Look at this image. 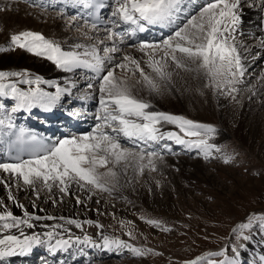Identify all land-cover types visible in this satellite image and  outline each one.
Segmentation results:
<instances>
[{
  "label": "bare ground",
  "instance_id": "6f19581e",
  "mask_svg": "<svg viewBox=\"0 0 264 264\" xmlns=\"http://www.w3.org/2000/svg\"><path fill=\"white\" fill-rule=\"evenodd\" d=\"M37 1L38 4L45 9L53 6L59 8L61 13L50 14L39 11L34 13L26 6L15 4L11 6V2H7L6 4L1 2V0L0 5L6 9V12L12 13L5 14V18L12 17L19 21L18 26L21 30H25V28L27 30L34 27V30H40L43 32L46 40L60 46L64 51H75L83 54L86 49L95 48L98 52L102 53L103 48H111V46H115L117 49L121 48L122 45H128L132 39L139 40L138 45L132 50L126 49L122 52L123 54H108L109 56H107L104 55V53L103 56L99 53L104 59L103 68L99 72L83 66L65 71L51 60L45 61L40 59L39 62H36L35 60V62L32 61L33 63L28 64L26 62L28 60L26 56L21 57L20 60L13 59V56H4L0 58V70L16 69L15 63H17V61L26 62L27 69L34 71L44 70L43 75L35 73L27 80L34 81L36 78H40L42 81L46 82L40 84V88L42 89L50 87V84H55L61 88L67 89V91L61 95V98L70 96V99L81 104V111L71 112V115L74 116L78 113L79 120H82L87 116L86 112L83 111L85 110L86 103L97 101L101 107V93L99 91L102 83L101 77L106 75L107 72L112 69H115L114 75L116 78L122 80L124 84L131 89L132 94L136 98L150 104V108L147 111L171 115L190 113L187 110V105L189 104L188 101L191 92L187 94L181 89V86H184L185 83L186 85L188 84L190 80L187 78L192 74L195 78H198L199 86L212 87V91L205 92V94H208L207 99H205L208 103L206 106L210 109L211 113L207 116L204 114H198L201 120H217L216 122L224 125L225 129L234 134L237 139L243 138L247 141L248 138L256 139L259 137L260 128L257 129V125L260 123L259 108L261 105L259 106V104L255 105L251 103L250 99L264 91V68L261 69L263 72L257 75V87L250 82L245 89L247 90V93L244 95V99L241 98L240 93L243 92L242 88L247 84L244 79L246 78L247 71H254L256 66L263 60L264 37H259L258 39L260 41L255 45L252 36L248 34L250 31L248 30V27H253V32H257L255 26H261V31L264 29V0H227L229 4L237 3V7L232 9V11L238 19L233 23L231 22L230 16L224 18V23L227 24L229 29L224 35L229 37L228 43L236 48L243 74L240 75L239 72H237L235 82L230 84L231 88L229 90H225L224 96L219 93L216 84L209 78L206 70L200 67L201 62L199 60L193 61L185 58L184 63L187 67H177L170 57L166 62L162 60V57L164 56V42L160 41L157 43L155 42V37L148 39L147 36L148 32L152 31L153 24L141 21L140 23L143 25V30H141V28L136 25L123 22L122 27L126 29L128 35L125 36L119 29L110 28L118 34L111 40L107 38L109 33L106 31V28H96L90 24L89 17L93 12L91 5L100 9L101 17L104 21L110 22L113 21V14L109 8L112 6L118 8L119 5L117 0ZM199 4L200 2L198 0H180L178 6L179 10L176 12L172 21L164 22V24L168 26V32L173 30L171 33L173 37L174 33L178 30L176 17L178 16L182 19H186L191 13V9ZM220 7L223 8V5H220ZM8 8H11V10L9 11ZM72 14H74L73 17H71ZM38 21L42 23L41 26L37 25ZM4 25L5 27L10 26L7 22H5ZM35 27L37 29H35ZM73 30L76 32L78 31L75 36L71 34ZM3 31L6 33L8 30ZM157 35L162 36L163 34L157 32ZM244 39L249 40V42L243 41ZM7 40L8 39L4 42V47H0V52L8 48L9 45ZM0 41H2V38H0ZM104 41L106 42L103 44ZM175 42L176 38L174 37L173 43ZM142 45H159L160 47L158 49L144 48L141 50ZM149 53L152 54V57L155 60L162 62L166 78L160 79L158 74L149 67ZM122 56H127L138 61L140 68L143 69L146 75L156 82L158 87L156 89L151 88L140 75L139 71L136 70L134 64H131V66L137 71L136 74L135 72L130 73L125 69H123L122 73V69L116 66L129 63H126ZM177 56L179 57L181 54L177 53ZM256 57L257 59H255ZM114 59H116L117 63L114 67L109 69V64H111ZM119 60H121V62H119ZM127 66L129 65L127 64ZM16 71L8 72L10 74L8 76L6 75V79L10 81L9 83H0V86L3 87V92L6 93L1 95L5 99L14 100L15 108L18 101L13 99L12 88L15 87L24 92H27L30 87L35 88V84L29 85L26 83L27 80L21 82L20 79L26 76V74L23 73L24 75L22 76L15 75L20 73L19 70ZM233 71H236V69H233ZM73 74L74 76H81L82 79L80 82H75L71 79ZM191 84L194 86L193 82H191ZM73 90L76 92L71 94ZM94 94L96 95L95 98L92 96ZM61 98L49 110L40 107L32 108L41 112H50V110L54 108H60L62 111L66 112L69 111L67 108L60 106ZM191 99L193 100L194 98ZM195 100L200 101L199 98ZM233 100L237 102H234ZM200 103L201 107L204 108V102ZM17 110L18 109L15 110L14 114L16 115L13 117H10L4 111H0V121H2V123H0V147L2 145L1 133L10 131L13 126L19 124L18 119L21 120V115ZM100 112L104 116L102 108ZM91 114L93 116V113ZM253 114L254 116H252ZM103 116L98 121L97 127L94 128L93 133L101 130L104 132L111 130V128L108 127L102 129L98 128V126L104 123ZM159 128L164 133H178L175 127L168 123H161ZM227 130H223L224 133H221L223 138L229 137ZM244 131L246 132V135L243 134ZM88 134L91 133H86L84 135ZM178 134L183 140L190 142L184 144L177 143L178 145L187 148H195V146H190V144H195L194 141L189 140L180 133ZM84 135L76 136L81 137ZM120 138L123 139L125 137L120 135ZM151 142L153 147H155V142L153 141L141 142L125 138V142L123 143L131 146V148L139 146V152L131 150L132 152L144 153L143 149H147L145 146L147 143L150 144ZM152 158L144 155V159L140 161L135 156H129L126 160L121 161L117 165L109 163L107 167L97 168L99 182L104 185V188L87 184L84 181L73 180L69 182L66 191H61L62 186L58 182L54 183L52 181H49L51 187L44 185L41 181H36L33 185H27L23 183L21 177L12 173H6L0 169V215H4L6 212H11L12 217L21 221H26V223H21L12 228H4L3 225L5 223H14V221L11 217L6 221L0 220V239H6L7 236L13 235L23 242L27 237L37 236L40 241L39 243H32L30 247H16L11 254L0 256V264H14V262H16L15 264H50L31 261L30 255L37 247L44 248L48 254H53V256L60 255L59 259L62 264H66L65 262H67V264L81 263V257L86 256L90 250H94L96 255H99L100 253H112L111 251L114 252V250L104 251V248H109V245L112 242L108 239L107 229H105L104 225V228L99 231H94L93 234H87L83 229L88 225H84V223L99 219L107 224L112 223L118 218L129 217L130 209L118 205L117 203L122 198L139 202L148 209L165 214V209L168 207L167 202L168 204H171L169 200V194L172 189L171 186H178L179 191L185 193V188L180 184L175 173H173L167 166L169 163L178 166L184 171H188V168L193 167V176H201L202 178L213 180L212 176L210 177L205 174L206 169L200 162H191L181 156L177 158V165L173 160L167 162L166 160H156V158ZM153 168L159 169L162 173L170 174V180L168 182L162 180L158 183V177L149 172V170L152 171ZM109 170L114 172L115 175H109ZM141 173L144 177L142 182L138 183V177ZM114 190H116V196L112 197L110 195H113ZM162 198L165 199V203H163L164 201H161ZM36 217H40V219H36ZM49 217H51V219H49ZM70 221H75L76 223H71ZM77 223L80 225L79 227H77ZM28 224L33 225V227H28ZM85 237H88V240H85ZM77 238H79V240ZM106 240L108 241L107 243L105 242ZM58 241H67V243H58ZM10 244L11 242H6L5 244L0 245V249H8ZM70 252L73 254L68 256V253ZM14 255L17 256L15 259L13 258ZM86 257L89 260L93 258L91 256ZM94 258H96V256ZM71 259L75 260L70 261Z\"/></svg>",
  "mask_w": 264,
  "mask_h": 264
},
{
  "label": "rangeland",
  "instance_id": "374dc122",
  "mask_svg": "<svg viewBox=\"0 0 264 264\" xmlns=\"http://www.w3.org/2000/svg\"><path fill=\"white\" fill-rule=\"evenodd\" d=\"M200 1H202V3L191 9V13L183 21L182 26L187 25L189 19L194 17L199 21V14L203 10L202 8L214 2L213 0ZM1 2L6 4L7 2H11V6H13V4L26 6L34 13L36 11L50 14L61 13L57 8L43 9L34 1L29 0H1ZM8 9L9 11L11 10V8ZM114 10L115 7H112V13ZM5 14L12 13L6 12V9L0 5V38H2L0 47H4L6 39H8L7 43L9 45L6 50L0 52V58L4 56H13V59L20 60L21 57L26 56L28 58L26 61L28 64L35 62V60L39 62L40 59L48 61L49 59L45 56L36 55L31 51L17 47L11 43V37L13 35L32 32L44 37L43 32L34 30V27H32L33 29L26 30L25 28V30H21L18 26L19 21L12 17L6 19ZM71 17L73 16L71 15ZM115 21L117 25L115 28H120L121 20L117 17ZM5 22L10 24V26L5 27ZM79 24L82 25L81 23ZM37 25L41 26L42 23L38 21ZM260 27L261 26H255V30L259 33L253 32V27H248V30H250L248 34L252 36L255 45L259 43V37H264V29L261 31ZM35 29L37 28L35 27ZM3 30L8 31L5 33ZM77 32L73 30L71 34L75 36ZM166 40H171L173 42V35L163 38L162 42ZM106 41H104L103 44ZM243 41L249 42V40L246 39ZM136 45L138 44L130 42L128 45H122V47L117 48L115 52L108 54H123V51L126 49L132 50ZM105 49L106 48H103L102 53H99L103 55ZM108 54L107 56H109ZM257 57L255 59H257ZM262 57L263 60L256 66V69L251 72L247 71L246 73V78L244 79L247 84L242 88L243 92L240 93L243 99L244 95L247 93L245 89L250 82L257 87V75L264 71H261V69L264 68V55H262ZM26 62L17 61V63H15L16 69H1L0 73H5L8 76L10 74L8 72L19 70L20 73L26 74V76L20 79L21 82H25L35 73L43 75L44 70L34 71L27 69ZM119 62H121V60H119ZM125 62L127 63L128 61ZM116 63V59H114L113 62L109 64V69L114 67ZM127 64L129 66H127L125 70L129 71L128 69H131L129 72H135L136 74L137 71L134 70L131 63L129 62ZM78 77L80 76L75 77L73 74L71 79L75 82H80L82 78L76 80ZM189 78L187 79L193 82L194 86L189 81L187 85L185 83L184 86H181V89L187 94L191 92L188 101L189 104L187 105V110L190 113L172 115L183 117L196 124L212 127L215 131L211 134H203L201 129L199 131H201L202 134L199 136H185L177 125L168 124L175 127L178 133L194 141V143L203 140L213 147L208 150L206 156L205 151L202 150L201 147L187 148L178 145L176 141L165 138L156 141L157 150L155 156H150V152L144 149L143 154L151 158L153 157L152 159L156 158V160H166L167 162L173 160L177 165V158L181 156L191 162H200L206 169L205 174L210 177L212 176L213 180L202 178L201 176H193V167L188 168V171H184L178 166L169 163L167 166L175 173L180 184L185 188V193L179 191L178 186H171L170 198L168 197L171 204L167 202L168 207L165 209V214L148 209L139 202L130 199H120L117 203L118 205L130 209L129 217L118 218L112 223L107 224L99 219L92 220L91 223H84V225L88 226L83 229L85 233L93 234L94 231H99L104 228V225L105 229H107L108 239L110 242L112 241L109 248H104V251L114 250V252L111 251L112 253L108 252L96 255L95 251L92 250L90 253L88 251L87 255L90 254L93 258L89 260L86 256H83L81 257V263L77 264H197V262L198 264H264V91L250 99L251 103L255 105L259 104V106L261 105L259 108L260 123L257 125V129L260 128L259 137L256 139L248 138L247 141L243 138H239V140L234 134L228 132L224 125L216 122L217 120L215 121V119H213L206 121L199 118L198 114L207 116L211 113L210 109L206 106L208 103L205 99H207L208 94H205V92L212 91V87L199 86L198 78H195L192 74ZM0 80H2L0 83L10 82L6 79V76ZM53 85L55 84H50V87H46V89L44 88L43 90L54 94L55 87ZM230 88L231 85L228 84H222L220 87H217L222 96H224L225 90H229ZM75 92L73 90L71 94ZM92 96L93 98L96 97L95 94ZM191 98L194 99L192 100ZM197 98H199L200 101H196L195 99ZM66 101L71 100L67 97L64 99V102ZM233 101L237 102L235 100ZM200 102H204V108L201 107ZM77 104L78 102H69L67 105L72 109H80L77 108L79 107ZM97 106V101H92L89 105V110L93 113V119L96 118V114H100V109L98 108L96 110ZM14 107L13 100L5 99L0 96V110L5 109L7 113H11ZM252 116H254V114ZM95 127H97V123H93L90 128L84 131L70 132L69 136L66 138H71L73 136L77 137L76 135L80 136L86 133L92 134ZM223 130H227L229 137H222L221 133H224ZM111 131L112 130H109L107 133L115 135V133H111ZM243 134L246 135V132L244 131ZM119 139H121L120 143L125 148L140 151L137 146L131 148V146L124 144L125 138L122 139L119 137ZM149 172L158 177V183L162 180H165V182L170 180V174L162 173L157 168H153L152 171L149 170ZM143 177L141 173L137 182L141 183ZM110 196L115 197L116 190H114L113 195ZM164 200L163 198L161 199L162 202ZM163 203H165V201ZM149 221H154L155 224ZM243 225H248V227L242 228ZM116 242H122V244ZM123 245H127V247ZM132 249H140L141 253L137 254L133 252ZM216 250L221 251L215 253ZM72 254L73 253L70 252L68 256ZM48 256L49 255H47L44 250H37V257L39 260L51 262L52 257ZM94 256H96V258H94ZM74 260L75 259H71L70 261ZM53 262H60L58 260V255ZM65 263L67 264V262Z\"/></svg>",
  "mask_w": 264,
  "mask_h": 264
},
{
  "label": "snow or ice",
  "instance_id": "6c2138e0",
  "mask_svg": "<svg viewBox=\"0 0 264 264\" xmlns=\"http://www.w3.org/2000/svg\"><path fill=\"white\" fill-rule=\"evenodd\" d=\"M117 2L119 6L113 15L124 23L136 25L143 30L141 21L148 24L171 22L179 10L180 0H117ZM220 5H223V8ZM236 7L237 3L229 4L227 0H214V2L209 3L200 12L199 22L196 18L189 19L187 25L180 27L174 33L175 43L171 40L164 41L162 60L166 62L170 57L177 67H187L184 63L185 58L193 61L199 60L201 62L200 67L206 70L209 78L217 87L222 84L234 83L237 72L240 75L243 72L236 48L228 43L229 37L224 35L225 32L229 31L227 24L224 23V18L230 16L231 22L235 23L238 17L232 9ZM113 26H117L115 21H113ZM106 31L109 33L107 38L110 40L118 35L112 29H106ZM11 43L36 55L45 56L65 71L80 66L92 68L97 72L103 68L104 59L95 48L86 49L83 54L75 51H64L55 43L32 32L13 35ZM159 47V45H142L141 50L144 48L158 49ZM116 50L113 46L104 51L107 55ZM177 53L181 56L178 57ZM149 56V67L158 74L160 79L166 78L162 62L155 60L151 53ZM124 60L135 65L136 70L151 88L156 89L158 87L156 82L140 68L138 61L127 56L124 57ZM116 67L123 70L127 68V64H119ZM128 70L131 71V69ZM114 72L115 69L109 70L106 75L101 77L102 83L99 91L101 93L100 104L104 112V123L98 128H111L115 135L101 130L81 137L65 138L51 147L35 148L28 159H18L17 162L13 163H0V169L21 177L23 183L27 185L41 181L44 185L51 187L49 181H52L58 182L62 186L61 191H66L69 182L76 180L104 188V185L99 182L97 168L107 167L109 163L117 165L129 156H135L140 161L144 159L143 152L135 153L122 146L119 139L120 135L133 141L148 142L166 138L184 144L190 142L183 140L178 133L162 132L159 125L161 123L175 124L185 136H199L202 134L199 131L201 129L203 134H211L215 131L212 127L196 124L183 117L147 111L150 104L136 98L131 89L122 80L116 78ZM15 75L22 76L24 74ZM5 76V73H0V79L5 78ZM26 83L35 84V88L30 87L27 92L20 91L15 87L12 88L13 99L18 101L13 111L20 108L31 109L32 107L49 110L67 91L65 88L53 85L56 88L55 94L45 92L40 88V84L46 82L40 78H36L34 81L27 80ZM0 94H6L3 92L2 86H0ZM25 135L26 133L21 131L17 140L24 142ZM35 139V136L31 137V140L35 141ZM190 146L201 147L206 156L208 150L213 147L203 140L194 145L190 144ZM149 155L155 156L156 153H149ZM108 174L115 175L111 170ZM9 217L14 223H5L4 228H12L21 223H26V221L12 217L11 212L0 215V220L6 221ZM36 219H40V217H36ZM70 222L76 223L75 221ZM149 222L155 224L154 221ZM79 226L77 223V227ZM28 227H33V225L28 224ZM244 227H248V225H243L242 228ZM77 239L79 240V238ZM85 240H88V237H85ZM6 242H11V244L8 249H0V256L11 254L16 247L26 248L30 247L32 243H39L40 241L37 236H30L21 242L16 236L9 235L6 239H0V245ZM58 243L66 244L67 241H58ZM116 243L122 244V242ZM123 246L127 247V245ZM132 251L137 254L141 253L140 249H132Z\"/></svg>",
  "mask_w": 264,
  "mask_h": 264
}]
</instances>
